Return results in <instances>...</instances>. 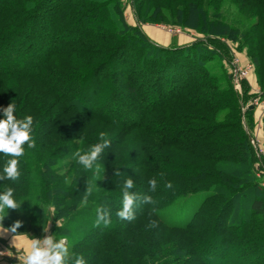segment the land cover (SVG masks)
Here are the masks:
<instances>
[{
	"label": "trees",
	"instance_id": "obj_1",
	"mask_svg": "<svg viewBox=\"0 0 264 264\" xmlns=\"http://www.w3.org/2000/svg\"><path fill=\"white\" fill-rule=\"evenodd\" d=\"M111 1L0 0V117L11 102L18 118L31 115L35 142L18 158L20 177L0 179V191L11 186L22 201L0 226L37 238L51 224L70 262L264 264V226H254L264 223V189L240 103L229 85L210 84L202 63L219 54L208 39H226L264 87V0L149 2L155 17L204 37L176 46L123 23ZM101 25L119 30L108 37ZM101 133L111 143L99 171L84 169L75 153ZM10 158L0 153V171ZM127 179L138 197L133 219L117 215ZM196 193L203 198L186 223L161 216ZM98 208L107 224L96 223Z\"/></svg>",
	"mask_w": 264,
	"mask_h": 264
},
{
	"label": "rangeland",
	"instance_id": "obj_2",
	"mask_svg": "<svg viewBox=\"0 0 264 264\" xmlns=\"http://www.w3.org/2000/svg\"><path fill=\"white\" fill-rule=\"evenodd\" d=\"M149 2L153 3L155 0H112L109 4L115 6L116 12L120 14L123 23L131 27L139 25L141 33L148 36L150 40L157 44L161 45L165 37L169 38L170 44H173L172 46L193 44L195 41L204 38L195 30L182 27L178 22L176 23L170 20L169 17L164 18V16L163 20L160 17H155L152 9H150L152 5L150 4L148 6ZM138 10L140 19L138 18ZM242 13L247 14V11L243 10ZM98 28L100 34L108 35V37H113L119 30L103 25ZM155 35H161V37L155 39ZM208 42V45L217 48L219 54H212L211 56L213 57L202 61V63L212 78L210 84H227L237 94L236 97L238 98L240 103L239 108L241 109V123L247 135L254 174L260 187L264 189V135L262 131L264 87L257 82L253 65L243 50L237 49L235 44H232L226 39L215 41L208 39ZM196 82H199V80H196ZM260 93L262 94L261 97H256ZM250 106L252 107L251 109ZM248 110L251 112H248ZM246 121L250 122L249 128L246 126ZM109 174L110 172H107L105 176H109ZM203 194L196 193L184 199L176 200L172 205L161 210V216L176 224L186 223L198 207L203 198ZM254 226L255 228H262L261 226H264V223L261 220L260 223H255ZM5 230L11 234V237L3 240L0 239V247L7 250L9 257L1 259L0 264H23L18 256L20 253H26V251L20 245H16L15 242H18V240L32 241L36 239L42 244L45 239L51 237L53 244L60 240H63L65 244L68 243L66 237L62 236L58 239L53 237L51 224H48L37 238L31 237L30 234L13 233L8 229ZM259 233L258 231V235L256 236H260ZM256 236L251 235L249 237L256 239ZM255 253H261V250H256Z\"/></svg>",
	"mask_w": 264,
	"mask_h": 264
},
{
	"label": "clouds",
	"instance_id": "obj_3",
	"mask_svg": "<svg viewBox=\"0 0 264 264\" xmlns=\"http://www.w3.org/2000/svg\"><path fill=\"white\" fill-rule=\"evenodd\" d=\"M16 113V106L14 103H9L2 110V117H0V153L11 157L8 159L2 171H0V179H7L16 181L20 177L19 157L24 155V146L32 148L35 142L32 138L33 131V117L25 115L22 119L18 118ZM111 141L104 138V133L100 134V142L93 144L89 151L85 153L77 152L75 157L78 163L83 165L84 169H93L99 171V165L96 163L98 158L106 148L110 146ZM133 180L127 179L123 183V198L122 209L118 211L117 215L123 219H133V206L138 199L136 193L129 191L133 188ZM150 187L153 191L156 189V181L154 179L149 181ZM171 183L167 187H171ZM87 192H91V187L87 188ZM145 202H150L151 197L145 196ZM22 201L15 198V189L11 186L5 190L0 191V220H2L9 208L18 209ZM6 213V214H5ZM107 212L102 209H97V220L99 224L103 221L108 223L106 219ZM19 226L16 223L12 231ZM47 247H41L40 241L33 239L29 249L26 251L23 264H85L82 257H77L71 262L68 259L67 248L65 242L60 240L53 244L52 238L49 237L44 240Z\"/></svg>",
	"mask_w": 264,
	"mask_h": 264
},
{
	"label": "crops",
	"instance_id": "obj_4",
	"mask_svg": "<svg viewBox=\"0 0 264 264\" xmlns=\"http://www.w3.org/2000/svg\"><path fill=\"white\" fill-rule=\"evenodd\" d=\"M159 37H161V35H155L154 36L155 39H157ZM161 43H162L161 45H163V46L169 45L170 44L169 38L165 37ZM10 237H11V234L7 230L0 227V239L3 240L5 238H10ZM31 242L32 241L18 240V242H15V243H16V245H20L21 247H23V249L25 251H27L31 245Z\"/></svg>",
	"mask_w": 264,
	"mask_h": 264
},
{
	"label": "built area",
	"instance_id": "obj_5",
	"mask_svg": "<svg viewBox=\"0 0 264 264\" xmlns=\"http://www.w3.org/2000/svg\"><path fill=\"white\" fill-rule=\"evenodd\" d=\"M242 74H243V72H242ZM261 95H262L261 93L257 94L256 97H261ZM40 246L41 247H47V245H45L44 243L40 244ZM24 256H25V253H20L19 256H18L21 259L22 263H23ZM7 257H9V254H8L7 250L2 248V247H0V260L4 259V258H7Z\"/></svg>",
	"mask_w": 264,
	"mask_h": 264
},
{
	"label": "water",
	"instance_id": "obj_6",
	"mask_svg": "<svg viewBox=\"0 0 264 264\" xmlns=\"http://www.w3.org/2000/svg\"><path fill=\"white\" fill-rule=\"evenodd\" d=\"M252 107L250 106V109H251Z\"/></svg>",
	"mask_w": 264,
	"mask_h": 264
}]
</instances>
